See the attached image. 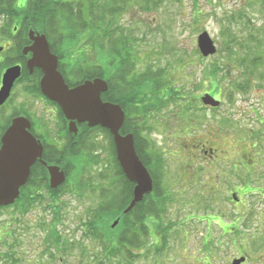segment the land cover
Masks as SVG:
<instances>
[{
    "label": "rangeland",
    "instance_id": "rangeland-1",
    "mask_svg": "<svg viewBox=\"0 0 264 264\" xmlns=\"http://www.w3.org/2000/svg\"><path fill=\"white\" fill-rule=\"evenodd\" d=\"M144 7L150 8L147 10ZM238 12L247 17L246 25L245 20L238 25L232 24L234 20L229 16L238 15ZM114 18L113 24L123 28L130 41L137 40L130 45L136 75H142L147 70H161L163 81L168 78L177 88L188 87V99L195 100L189 106V115H204L199 123L189 115L183 119L177 118L176 107L171 106L162 110L161 117L150 121L154 130L147 134L152 144L149 143L151 147L146 153L151 154L153 159L161 152L166 153L163 189L165 187L170 192H178V185L189 183L188 179L195 176L188 172L191 161L187 154L188 146L201 140H218L217 135L226 151V146L230 147L233 139L240 135L242 139L239 142H246L238 148V152H245L242 160L246 163L250 160L264 163V138L255 140L251 137L264 133L260 125V119L264 120V79H261L264 65H257L250 77L249 66L239 61L244 56L243 52L236 48L237 56L232 53L228 55V40L223 36L226 27H233L231 34L246 44L248 50L257 47V43L249 41V37L251 34L259 40L264 37V0H132L126 4L125 11ZM248 20L251 24H248ZM204 32L210 35L217 47V53L208 58L203 57L198 48V38ZM120 35L121 32L117 33L118 37ZM98 39V34H95L91 40L86 37L79 42L81 46L85 44L81 60L91 66L101 62ZM14 45L13 42L3 41L0 33V64L6 60L4 48L7 51ZM70 47L71 44L62 52L66 58L62 63L67 71L65 75L72 79L76 57H69ZM218 67L223 68L228 84L216 79L214 90L211 91L205 75ZM108 69L111 72L113 68ZM207 93L221 101V108L205 110L201 98ZM19 112L29 115L39 132L61 129L55 107L35 92L30 80L15 85L8 103L0 109V128ZM93 135L92 142L97 141V151L92 152V158L99 164L93 163L92 166V158L88 153L73 162L78 168H70V180L83 183L82 192L68 187L62 189L59 195H51L44 192L45 188L41 185L32 187L34 197L39 192L43 194L38 196L31 211L24 214L15 208L0 210V264H233L235 259L241 257L248 258V262L243 264H264V198L259 195L238 196L239 203L233 204L225 200L228 197L225 195L209 204L200 192L195 195L190 190H186L182 196L172 193L175 200L170 196V201L164 204L166 213L155 226V239H151L150 235L148 238L147 233L140 236L142 239L139 244L142 247L133 245L132 251L136 256L132 260H128L124 254L119 255V251L115 259L107 258L108 252L105 253L106 249L95 238L96 233L100 234L106 244L112 242L118 247L119 237L108 236L113 220L105 223L104 217V227L94 228L92 238L87 230L80 229L90 220L92 210L105 204L96 194H101V189H112V185L120 187V181L114 178L115 166L106 134ZM246 136L248 140H244ZM74 151L77 154L81 152L79 147ZM103 173L110 175L107 177L111 180H97ZM196 176L203 178L205 175ZM235 186L238 187V183ZM115 195L113 193L111 199ZM124 195L120 194V201ZM59 212L63 216L55 218ZM54 219L59 222L53 230ZM236 222L239 226L241 222L242 226L233 232L232 226ZM97 224L99 220H96ZM221 225L225 227L226 233ZM161 230L167 233L164 235L166 237L159 234ZM53 235L57 237L58 244H54ZM206 243L208 246H205ZM114 250L117 251L116 248Z\"/></svg>",
    "mask_w": 264,
    "mask_h": 264
},
{
    "label": "trees",
    "instance_id": "trees-1",
    "mask_svg": "<svg viewBox=\"0 0 264 264\" xmlns=\"http://www.w3.org/2000/svg\"><path fill=\"white\" fill-rule=\"evenodd\" d=\"M129 2H132V0H0V33L2 35V40L8 43L13 42L15 44L13 47L7 49V51L4 48V52H6V60L3 64H0V79L2 72L9 68L10 65H21L23 73L21 79H19L17 83L30 80L34 84L35 92L42 97L39 87L42 72L39 69H36L33 75H30L26 68L27 58L23 55L24 47L30 45L28 36L29 31L33 30L46 35L49 40L52 53L57 55L61 61L59 70L64 74L67 83L71 87H75L86 81L97 78L106 80L109 90L102 95V99L105 102L120 105L125 111L126 119L122 132L124 134L134 135L137 153L141 161L150 171L154 180L155 186L153 196L148 197L147 203L144 204V206L142 203L138 206L139 208L143 207L145 209L144 212L146 213V216L148 214H155L159 219L166 213V207L164 204H167L170 201V197L165 196L169 189L166 188V190H164L162 186L166 170V163L164 161L166 153L161 152L160 155L154 156V159L150 156L151 154L146 153L148 148L151 147L149 145L152 144V142L148 139L147 134L154 130L150 121L155 117H161L160 114L162 110L171 106L176 107L177 118H186L190 112L189 106H192L194 101L188 99L190 96L188 94L189 89L187 86L177 88L172 80L167 78L163 81L161 70L155 72L147 70L142 75H136V65L135 62L132 61L133 56L130 53L132 49L130 45L132 43L135 44L137 40L135 39L130 41L131 39L128 37L127 33L124 34L125 32L123 28L121 29L119 25L113 24L115 21V15L123 13L126 9V4ZM149 8L150 7H144V9L147 10H149ZM229 18L234 20V22H232L233 25L243 23V20H245L244 25H246L247 22V17L242 12H238V15H230ZM249 23L251 24L248 20V24ZM232 28L233 27H226L223 30V36L228 40L226 52L228 55L232 53L233 56H237L238 51L236 48L239 50L241 49L244 56L239 58V61H241L240 64L243 63L244 66H249L248 72L250 71V77H252L251 73L256 66L259 64L264 65V37L262 36L259 40L251 34L249 41H254L258 46L254 49L248 50L246 44L244 45L237 37L231 34L230 30ZM119 32H121L120 37L117 36V33ZM95 34H98L100 39V41L99 39L97 40V47L99 48V55L102 56L101 62H103V64L99 62L92 64L91 66L90 64H86L87 61L84 62L81 60V56L84 55L82 50L84 49L85 44L81 46L79 42L86 37L88 40H91L92 35ZM70 44L71 51L69 53V57H76V61L74 62V79L65 75L67 71L64 69V64L62 63L65 58L62 52H64L66 47ZM86 47L88 48L89 44H87ZM257 48L258 50L256 51L255 49ZM80 51L82 52L81 54L79 53ZM261 51H263V54ZM12 54L13 57H10ZM260 54L261 56H259ZM251 56H254V58L252 59ZM109 67L113 68L111 72L108 69ZM223 72V68L218 67L212 69L210 73L205 75V79L208 82L211 91L214 90L216 79H222L224 84H228L227 78ZM261 79H264V75L261 76ZM49 103L58 109L63 123H67L60 107L55 103ZM138 105L142 106L139 107ZM133 114L135 115L131 116ZM20 115H26L30 118L29 115L20 112L16 116ZM189 116L195 119L194 121L196 123L200 122L199 119H204V115ZM14 117L8 120L0 128V136H2L5 130L10 126L11 120ZM35 125L36 123L33 122V127ZM157 125L159 126L158 122ZM79 127L80 129H90L87 125H79ZM61 129L66 130L67 126L65 127L63 125ZM92 133H94L93 136H100L101 133L107 135L112 149V156L114 158V178L120 180L118 185L120 187H116L114 185L112 189H101V195L105 201V209L110 211L106 212V215L101 217L102 219L105 217L104 221L106 223V221L109 222L116 218L115 214H112L111 216V213L121 210L128 200H131L134 185L126 178L116 160V154L109 132L101 127H95L92 128ZM96 142H92V152L97 151ZM79 150H81V152L77 154L74 151V147L71 149L66 147L62 152L63 157L65 156V160L63 161L70 163L72 158L80 156V154L81 157H83L89 153L88 147H82L79 148ZM52 162L55 163V161ZM57 163L62 164L63 162L58 161ZM67 163L66 165L68 166ZM93 163L94 165L99 164V161L92 158V166ZM78 167L79 166H68V168L65 169L66 172L70 174L72 173L70 168ZM42 171L38 172L36 171V168L33 167L32 178L29 180L28 184L22 188L21 196L16 204L6 208L0 207V210L15 208L22 211L24 214L32 210L34 202L38 200L34 198L35 191L32 192V187L38 188L42 185V183L39 185L35 182L34 178L38 177L39 173L41 174ZM107 176L110 175L103 173L100 175L98 180L100 182L105 181V178H109ZM74 183L77 184L76 187L78 190L84 189V184H78L79 182L77 181ZM43 184L45 186V190H47L50 194H56V191L54 192L50 189L48 183ZM87 187L88 185L86 188ZM63 188H68V185L66 184ZM113 193H116V195L109 202L107 198H109L108 196L110 195L112 196ZM121 193L125 194V197H127L125 202L122 204V207H120V204L122 203L120 201ZM58 222V220L53 221V230L54 225ZM118 230L121 231V226ZM164 232V230H161L159 234H163ZM52 240L54 241V244L59 243L57 237L54 235L52 236ZM95 240H98V235ZM118 241L120 243L118 244L119 249L117 246H114L112 242L107 243L109 244L108 247L106 246V248H109L107 258L115 259L119 251V255L124 254L128 260H132L135 255H133L131 250L134 248L131 240L128 242H125L124 240L121 241V236H119ZM124 242L128 248L122 245ZM205 246H208V244ZM115 248L117 251L114 250ZM207 253L211 255L210 251H207ZM11 258L12 257H9V259ZM14 263H16V260Z\"/></svg>",
    "mask_w": 264,
    "mask_h": 264
},
{
    "label": "water",
    "instance_id": "water-1",
    "mask_svg": "<svg viewBox=\"0 0 264 264\" xmlns=\"http://www.w3.org/2000/svg\"><path fill=\"white\" fill-rule=\"evenodd\" d=\"M31 45L23 49V55L29 57L27 69L32 75L39 69L43 76L40 89L47 99L55 102L69 121V131L77 134L78 124L89 127H101L113 136L117 160L126 178L135 185L133 200L124 214L130 212L138 203L151 194L154 181L144 163L139 158L133 134L122 135L125 124V111L118 104L105 102L102 95L109 90L106 80L97 78L70 88L64 76L58 70L59 58L51 52L46 35L29 31ZM198 48L203 57L208 58L217 53V47L207 32L198 38ZM22 76V67L8 68L2 79L0 89V108L9 100L15 83ZM205 106L217 108V101L210 94L201 99ZM31 121L24 117H15L1 138L0 148V207L11 206L20 198L21 189L30 179L32 166L42 157L44 147L30 132ZM50 187L58 189L66 182L65 172L57 166H48ZM116 219L113 228L118 225ZM246 258L234 260L233 264H243Z\"/></svg>",
    "mask_w": 264,
    "mask_h": 264
},
{
    "label": "flooded vegetation",
    "instance_id": "flooded-vegetation-1",
    "mask_svg": "<svg viewBox=\"0 0 264 264\" xmlns=\"http://www.w3.org/2000/svg\"><path fill=\"white\" fill-rule=\"evenodd\" d=\"M28 58H30V56ZM59 63H61L60 59H59ZM2 77L0 81L1 85H2ZM1 85H0V88H1ZM216 99L219 100L218 98ZM192 101L195 102V100H192ZM221 106L222 104L218 108H212L209 106H203V107L205 108L206 111L208 109H210V111H215L221 108ZM59 120L62 124L61 127H63V125L65 127L67 126L66 130L65 129L64 130L63 129H54V130L45 129L43 132H39L37 131L36 127H32L30 130V132L34 135V137L44 147L42 157L39 158L34 164L36 171L39 172V171L44 170L42 171L41 174L39 173L38 177L34 178L35 182L42 183L43 188L45 187L43 183H47L46 181L50 180L48 166L60 167L66 173L67 180L70 182V179H71V178L69 179L70 174L66 172V169L68 168V166L70 167L76 166L73 162L77 159L84 158L86 156L85 155L81 157V154H80V156L72 158L70 160L71 161L70 163L69 162L67 163L66 161H63L65 160L64 159L65 156L63 157L62 155V152L64 151L66 147L68 149L69 148L71 149L72 147H74V150L78 147L79 148L88 147L89 153H90L89 156L92 158V128L78 129V133L74 134L69 131L68 122L63 123V121L60 118ZM260 125L263 126V129H264V120L260 119ZM250 133H252V131ZM121 134L127 135V134H124L123 132H121ZM217 137H218V140H213V139H211L210 141L201 140L197 142V144L188 146L187 154L191 158L190 165L188 167V172L195 177L189 178L188 179L189 183L184 182L178 185V192L176 190L170 192V189H169V191L166 192L167 194L165 196L167 197L171 196L173 197V200H175V197L174 195H172V193L176 192L177 195L182 196L186 190H190L189 192L195 193V195H197V193L200 192L201 196H204V198H206L209 204L211 201H214L216 199H221V197L225 195L228 196L225 198V200L227 201L230 200L231 203L233 202V204L239 203L238 196L259 195L260 197L264 198V165H263L264 163L257 161V160H250L249 162L246 163L245 160H242L243 159L242 155L245 152H242L241 150L240 152H238V148L242 147L243 143H246V142H244L243 140L242 142H239V139H242L240 135H238V137H235L233 139V142L230 144V147L226 146L228 151L224 150L225 146H221L219 135H217ZM251 137L255 138V140L260 139V137L264 138V133L261 134V136L258 134L256 135L254 134ZM106 138L108 139L107 135H106ZM244 140H248V137L244 138ZM110 150H111V157H112V163H113L114 158L112 156L111 146H110ZM257 156L258 155L254 156V159L257 158ZM52 161H55V163ZM58 161H61L63 163L59 164L60 162L57 163ZM65 162L68 164V166L66 165ZM226 165L228 167H225ZM259 166L260 168L258 169ZM197 174H201V175L204 174L205 176L203 178L202 177L198 178L196 176ZM31 178H32V174H31ZM107 179L108 180L106 181L111 180L110 178H107ZM237 183H238V187L235 186ZM241 183H242V186H239V184ZM113 186L114 185H112V187ZM134 187L135 186H133L132 192L134 191ZM183 187L185 189L181 190ZM164 190L166 189L164 188ZM45 191L46 190H44V192ZM60 192H61V189L59 188L56 194L59 195ZM42 194H43L42 192H39L36 195L38 197V196H42ZM96 196L99 198L100 201H104L101 194L99 195L96 194ZM149 196H153V194L148 195V197ZM108 197L109 198L107 199L110 202L111 195ZM133 197L134 195L132 193L131 200L130 201L128 200V202L124 205V207H122V204L127 199V197H125L124 195V199L121 200L122 203L120 204V207H122L121 210H117L111 213V216L112 214H115L116 218L113 220L111 230L109 231L108 236H112V235H115L117 237L121 236V241L124 240L125 242H128L129 240H131V243L134 246H138L140 248L142 247L139 244L140 242L139 240L142 239L140 236L147 233L148 238H149V235L151 239L156 237L157 231H155L156 229L155 226L160 223V219H158V217L155 214H148L147 215L148 217H147L146 213L144 212L145 209L143 207L139 208V206L136 209H133L130 212H128V214H124L125 210L130 205L129 202L133 200ZM148 197H146L142 201L143 206L144 204L147 203ZM191 197H194V196L192 195ZM105 207H106L105 204H102L101 206H98L97 210H92L90 220L87 222V224H83L82 228H80V229L87 230L86 232L90 233L91 238H92V232H93L92 230L94 228L101 229L102 227H104V223H103L104 219L102 218L100 219L98 217L105 216L106 212H110V211H107ZM59 216L62 217L63 213L59 212ZM116 219L119 221V223L115 228H113V225ZM96 220H99V224L97 225H96ZM233 225H234L232 226L234 228V229L232 228L233 232L234 231L237 232L239 230V227L241 228L242 226L241 222H240V226L238 222H236ZM120 226H121V231L118 230ZM132 228H137V230H133ZM222 229H223V232L226 233L225 227L222 226ZM131 231L133 232L130 233ZM100 237L102 238V236ZM125 242L122 244L123 246H127ZM100 243L102 244L103 241H101ZM247 262H248V258H247L246 263Z\"/></svg>",
    "mask_w": 264,
    "mask_h": 264
}]
</instances>
